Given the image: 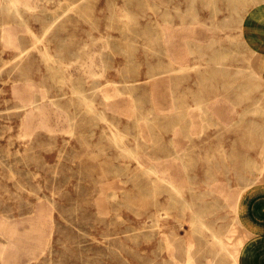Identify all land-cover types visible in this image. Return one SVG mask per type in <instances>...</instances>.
Segmentation results:
<instances>
[{"label":"rangeland","instance_id":"374dc122","mask_svg":"<svg viewBox=\"0 0 264 264\" xmlns=\"http://www.w3.org/2000/svg\"><path fill=\"white\" fill-rule=\"evenodd\" d=\"M8 1L0 264H230L196 213L244 259L233 210L264 182V79L240 33L254 0ZM160 80L181 84L179 112ZM192 90L213 118L186 115ZM31 92L44 127L18 108ZM153 162L180 191L145 172Z\"/></svg>","mask_w":264,"mask_h":264},{"label":"crops","instance_id":"0c3cea01","mask_svg":"<svg viewBox=\"0 0 264 264\" xmlns=\"http://www.w3.org/2000/svg\"><path fill=\"white\" fill-rule=\"evenodd\" d=\"M240 23L242 42L248 52L255 56L256 69L264 79V0H254L242 15ZM183 67V70L187 68V66H185L186 68ZM253 75L257 76L258 74L254 71ZM160 81L170 88L168 91L172 110L179 112V105L176 104L175 99L177 96L176 89L181 84H177L175 80ZM230 85L232 86V79L230 80ZM193 92L194 90L190 92L193 102L191 106L193 107L191 111L186 109L188 111L186 115L190 118L195 117L191 114L193 113L192 110H195L198 118L205 119L204 116L213 118L211 106L208 103L204 106L200 104L199 98L201 97L199 92L197 94ZM102 95L105 97L104 93ZM127 149L135 151L133 148L127 147ZM134 153L136 158V152ZM145 166L147 167L148 165ZM149 166L160 171L156 166V162L151 163ZM163 173L166 174L165 172ZM166 175L168 176V174ZM173 182L176 183L175 181ZM247 190L250 193L254 192L255 196L244 204L237 203V207L233 210L235 223L231 226L234 230V239H241L240 245L245 247V258H242L239 262L241 264H264V182H259L256 187L244 191ZM242 215H245L246 218L242 217Z\"/></svg>","mask_w":264,"mask_h":264},{"label":"bare ground","instance_id":"6f19581e","mask_svg":"<svg viewBox=\"0 0 264 264\" xmlns=\"http://www.w3.org/2000/svg\"><path fill=\"white\" fill-rule=\"evenodd\" d=\"M9 1H12V0H9ZM8 1V2H9ZM10 3V2H9ZM243 3V2H242ZM263 4V3H262ZM242 5V4H241ZM243 6V5H242ZM246 6V5H245ZM19 11L20 10H18V7L17 6H14L13 7V9H12V13L13 14H17V16L19 15ZM63 11V10H62ZM56 13V12H55ZM131 13V12H130ZM19 17V16H18ZM115 17V16H114ZM28 19V18H27ZM20 20V19H19ZM110 22V21H109ZM21 25H24V27L25 28H27L28 30H29V32H30V29H29V27L27 26L28 24H26V21H25V19H21ZM134 26H135V24H133ZM2 28V27H1ZM47 28V27H46ZM27 30V31H28ZM47 30V29H46ZM129 30V29H128ZM31 33H32V31H31ZM139 34H140V32H139ZM34 39H35V37H33ZM0 39H2L3 41H4V43L6 44V45H10V44H12V42H13V40H14V38H13V34H12V32H11V30H10V28L9 27H3L2 28V30H1V38ZM38 39V38H37ZM37 41V40H36ZM19 42V41H18ZM19 44V43H18ZM33 44V43H32ZM19 47V46H18ZM34 47V46H33ZM33 47H31V48H33ZM121 49V48H120ZM18 50H20V48L18 49ZM30 49L29 48H24L23 49V52H27V53H29L28 51H29ZM195 50V49H194ZM22 51V50H21ZM43 51H44V49H43ZM16 52V51H15ZM42 52V51H41ZM19 53V52H18ZM27 53H26V55H27ZM25 54V53H24ZM43 54H45V56H48V57H50L49 56V53L47 52V51H45V52H43ZM25 56V55H24ZM58 57V56H57ZM43 59V58H42ZM46 59V58H45ZM54 63H55V60L54 59H51ZM15 61H17V59L15 60ZM63 61H64V59H63ZM221 61V60H220ZM12 62V61H11ZM218 62V61H217ZM52 63V62H51ZM219 67H221V66H219ZM183 68H186L185 66L183 67ZM222 68V67H221ZM224 73H225V71H224ZM222 74V73H221ZM212 75V74H211ZM209 76V75H208ZM228 76V75H227ZM230 79V78H229ZM70 86H71V84H70ZM35 87V86H34ZM71 89V88H70ZM33 90H34V88H33ZM36 90V89H35ZM41 90V89H40ZM96 91V90H95ZM73 93V92H72ZM17 94H18V92L16 93V97H17ZM83 94V93H82ZM78 95V94H77ZM46 96V95H45ZM18 99V98H17ZM83 99V98H82ZM194 100V99H193ZM84 101V100H83ZM86 101V100H85ZM84 101V102H85ZM18 102H19V104H18V108L23 112V115L25 116V118H26V120H25V124H26V126L28 125V123H27V120L28 119H30V118H32V117H36V116H39V117H41V119L39 120V124H37L39 127H44L45 126V123H43L42 122V118L44 117V115L42 114L43 113V109H42V105H43V103H42V98L41 97H38L37 96V94H35L34 92H31V93H29L27 96H21L19 99H18ZM80 102V101H79ZM89 103V102H88ZM90 104V103H89ZM87 105V104H86ZM85 105V106H86ZM98 108V107H97ZM62 111V110H61ZM32 112H36V115H33L32 114ZM202 112H203V110H202ZM102 116V115H101ZM106 116V115H105ZM70 119V118H69ZM71 120H72V118H71ZM36 124V122L34 123V126H36L35 125ZM28 127V126H27ZM115 135V134H114ZM113 136V135H112ZM111 138V137H110ZM115 139V138H114ZM133 141V140H132ZM135 141V140H134ZM126 152L128 153V155H131L132 157H134L135 156V151H133V150H129V149H127L126 148ZM139 152V151H138ZM142 154V153H141ZM263 154V153H262ZM180 157V156H179ZM135 158V157H134ZM137 158V157H136ZM182 160V159H181ZM145 172L146 173H152V174H154V175H156L157 176V179L158 180H160L161 181V183H164L165 185H167V187H168V189H170L173 193L174 192H178V188H177V185L176 184H174V182L172 181V180H170L169 178H168V176L166 175V174H164L162 171L160 172V171H157L156 169H154L153 167H151V166H149V167H146L145 166ZM148 169L150 170V171H148ZM144 172V171H143ZM264 173V172H263ZM145 175V174H144ZM213 183V182H212ZM157 185V184H156ZM189 185V184H188ZM246 186V185H245ZM248 186V185H247ZM156 187V186H155ZM155 189V188H154ZM180 191V190H179ZM244 191V190H243ZM217 192V191H216ZM222 192H224V191H222ZM180 195V194H179ZM176 196H178V195H176ZM181 196V195H180ZM232 196H234V194L232 195ZM155 197V196H154ZM179 197V196H178ZM228 198V197H227ZM179 199V198H178ZM183 198L181 197V200H182ZM224 199V198H223ZM180 200V201H181ZM238 201V200H237ZM227 202V201H226ZM185 203V202H184ZM183 205V204H182ZM186 205V204H185ZM227 205V204H226ZM229 205V204H228ZM186 207V206H185ZM189 207V206H188ZM191 207V206H190ZM230 208H232V206L230 207ZM191 209V208H190ZM192 215H193V213H191ZM191 215V216H192ZM193 222H192V224H193V228H195V230L197 229L198 230V228H204L205 230H207V231H209L210 232V234L209 235H211L212 236V240H213V242H214V244H218V246L221 248V252L222 253H219L220 255H222L223 257H226L227 259V261H229V263L230 264H240V262H239V258L241 257V255L239 254V252L238 251H240V249L239 248H237L236 249V247L235 246H233V244L232 245H230V243H228V242H224L219 236H218V234L217 233H215V232H213L214 230H211L207 225H205L204 223H203V220H202V217H200L199 216V214L197 215V213L193 216ZM191 220V219H190ZM190 222V223H191ZM234 222V221H233ZM232 223V222H231ZM2 225V224H1ZM4 225V224H3ZM229 226V225H228ZM5 227V226H4ZM6 228V227H5ZM0 229H2V228H0ZM204 229H203V231H204ZM196 232V231H195ZM199 232V231H198ZM227 232H229V229H228V231ZM233 232V231H232ZM230 233V232H229ZM242 234V233H241ZM199 235V234H198ZM228 235V233L226 234V236ZM230 235V234H229ZM169 236V235H168ZM210 236V237H211ZM224 237V236H223ZM222 237V238H223ZM230 238V237H229ZM232 239V238H231ZM224 240H225V238H224ZM233 240V239H232ZM241 241V240H240ZM216 242V243H215ZM239 242V241H238ZM215 246V245H214ZM241 248V247H240ZM194 249V248H193ZM220 250V249H219ZM218 250V251H219ZM243 251V250H242ZM216 252V251H215ZM3 253V252H2ZM244 253L246 254V252L244 251ZM218 253H216L215 254V256H218L219 255ZM214 256V257H215ZM216 260V259H215ZM215 260H213L212 259V262H210L211 264H215ZM222 261H225V259H222ZM227 264H228V262H227Z\"/></svg>","mask_w":264,"mask_h":264}]
</instances>
